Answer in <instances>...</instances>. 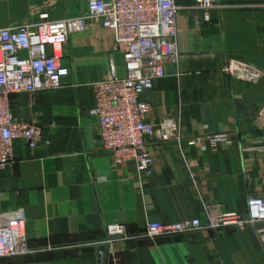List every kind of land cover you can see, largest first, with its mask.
<instances>
[{"label":"crops","instance_id":"0c3cea01","mask_svg":"<svg viewBox=\"0 0 264 264\" xmlns=\"http://www.w3.org/2000/svg\"><path fill=\"white\" fill-rule=\"evenodd\" d=\"M177 59L150 90L147 120H175L184 140H149L153 173L142 179L133 163L118 165L99 144L90 85L114 60L113 34L87 22L62 50L61 86L11 97L15 120L36 122L35 149L13 144L14 162L0 170V213L19 211L29 252L0 264H264L257 228L233 227L150 240V222L197 219L207 210L246 215L249 197H264V0H218L208 22L193 0H175ZM87 0H0V28L76 18ZM230 59L262 72L253 85L229 78ZM224 135L216 147L189 138ZM120 225L125 239L109 240ZM264 227V226H261Z\"/></svg>","mask_w":264,"mask_h":264},{"label":"built area","instance_id":"2783aa9c","mask_svg":"<svg viewBox=\"0 0 264 264\" xmlns=\"http://www.w3.org/2000/svg\"><path fill=\"white\" fill-rule=\"evenodd\" d=\"M218 0H193L208 22L210 10ZM175 0H87L85 12L71 19L51 21L40 14L30 26L0 28V170L14 162L13 144L22 142L35 149L42 142V128L36 122L15 120L11 97L18 94L56 90L61 86L62 50L72 34L87 29V22L98 24L113 34V53L119 52L126 65L127 76L119 80L112 59L105 77L90 85L93 106L89 115L97 121L99 144L110 153L116 164L133 163L144 180L153 173L149 140L157 143H181L179 124L165 119L157 124L147 120L151 107L140 102L139 95L151 90L165 76L167 63L177 59ZM229 78L247 85L262 77L258 68L234 59L222 70ZM225 139L224 135L189 138L192 146L207 144L210 148ZM264 197L246 200V215L206 212L205 224L197 219L163 224L150 222L144 236L150 240L192 232L203 227L220 230L233 227L244 231L257 228L264 242ZM109 240L125 239L120 225L106 228ZM29 252L24 231V218L19 211L0 213V259L22 256Z\"/></svg>","mask_w":264,"mask_h":264},{"label":"water","instance_id":"95a60500","mask_svg":"<svg viewBox=\"0 0 264 264\" xmlns=\"http://www.w3.org/2000/svg\"><path fill=\"white\" fill-rule=\"evenodd\" d=\"M114 65L116 67V75L119 80L126 78L127 71L126 65L123 60V56L121 53H114ZM150 90H145L139 95L140 102L149 103L150 99ZM104 247H100L97 250L98 264L104 263Z\"/></svg>","mask_w":264,"mask_h":264}]
</instances>
